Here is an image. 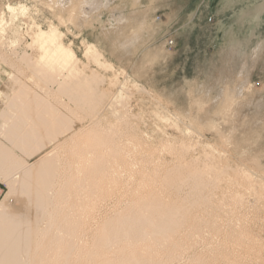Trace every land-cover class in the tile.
<instances>
[{
  "label": "rangeland",
  "instance_id": "374dc122",
  "mask_svg": "<svg viewBox=\"0 0 264 264\" xmlns=\"http://www.w3.org/2000/svg\"><path fill=\"white\" fill-rule=\"evenodd\" d=\"M7 5H23L26 12L16 11L10 24ZM71 5L77 7L61 12L63 20L56 17ZM1 16L9 25L5 39L17 44L3 47L8 52L5 58L21 51L34 55L25 48L30 43L28 27L52 23L75 52L82 74L98 76L93 87L116 96L103 100L94 111L68 94H59L54 102L60 121L71 123L79 136L76 155L67 158L63 148L57 151L85 184L82 165L96 153L85 133L94 128L108 132L112 127L121 141L124 171L119 181L109 183L105 177L104 188L93 194L84 185L70 188L80 207L82 202L91 206L82 213L83 228L75 238L80 247L90 245L89 233L100 225L93 209L100 205L122 209L150 187L160 188L162 199L172 202L175 191L165 189V173L176 169L177 178L188 179L193 168L204 167L208 154L210 163L224 170L219 178H231L233 183L221 184L230 189L224 194L216 186L209 188L210 196L217 198L189 209L203 221L187 220L170 236L171 241L191 238L182 264H264V0H0ZM88 43L113 69L105 70L84 55ZM110 80L121 84L111 86ZM112 145L115 142L97 151L109 153ZM186 153L184 161L177 158ZM194 157L200 159L194 163ZM155 168L163 177L150 183ZM242 171L251 173L250 179ZM62 173L61 167L58 174ZM0 189L1 202L8 189L3 183ZM197 191L199 187L189 181L182 195ZM239 195L243 202L237 200ZM16 197L11 194L5 202L15 206L20 200ZM105 215L109 218L111 213ZM190 226L198 237L192 238ZM233 229L237 235L232 238Z\"/></svg>",
  "mask_w": 264,
  "mask_h": 264
},
{
  "label": "bare ground",
  "instance_id": "6f19581e",
  "mask_svg": "<svg viewBox=\"0 0 264 264\" xmlns=\"http://www.w3.org/2000/svg\"><path fill=\"white\" fill-rule=\"evenodd\" d=\"M57 6L63 7L61 4ZM76 7L71 5L60 9L56 17L63 20L61 12H71ZM5 9L11 14L10 24L16 11L26 12L23 5L17 8L7 5ZM7 26V21L1 16L0 183L7 187L8 192L0 202V264H182L184 255L190 251V236L188 242L171 241L170 236L187 220L194 223L203 221L190 214L189 209L213 202L217 197L208 193L211 187L216 186L221 194L229 192L230 189L227 186L222 188L221 184H232L233 180L219 178L221 173L225 175L224 170L210 163L208 154L202 162L204 167L193 168L188 179L177 178L175 175L179 171L176 169L168 170L165 173L168 177L165 189L175 191L176 197L172 202L162 199L160 188L150 187L146 192L137 194L130 203L126 201L122 209L111 206L110 210L100 205V209H93V217L100 220V225L88 234L90 245L80 247L75 238L83 228L82 213L90 210L91 206L82 202L81 209L70 188L84 185L93 194L104 188L105 177L109 183L119 181L124 171L119 155L118 144L121 141L116 138L118 132L112 127L108 132L94 128L85 133L89 148L96 152L92 155L93 160L84 161L82 165L85 167L81 173L84 171L83 175L87 178L85 184L79 172L68 168L57 151L63 148L67 158L76 155L79 136L72 132L71 123L60 121L54 102H57L59 94H68L71 99L74 97L79 104H87L94 111L111 96L93 87L97 75L89 77L82 74L75 52L70 45L63 43V34L52 23L46 28L32 23L27 30L30 43L25 48L33 50L34 55L21 51V54L13 53L9 61L4 55L8 52L4 53L2 49L7 43L17 44L5 39ZM16 41L19 43V40ZM84 55L105 70L113 69L110 63L101 61V53L94 44H86ZM17 64L18 68L21 65L26 68L17 69ZM116 84L121 83L110 80L111 86ZM81 86L87 89H78ZM248 87L252 88L251 85ZM186 132L190 133L188 129ZM113 142L115 145L111 146L109 153L106 150L97 151L104 144ZM88 156L91 157L90 152ZM187 156V153L177 154V158H183L182 161ZM115 158L121 161L112 163ZM199 159L194 157L192 162ZM61 167L63 173L58 174ZM152 172L155 173L153 178H148L150 183L163 177L159 176L156 168ZM244 175L248 179L251 177L247 171H242ZM144 181L146 179L142 180V184ZM189 181L196 184L199 191L186 197L182 191ZM11 194L20 199L16 197L19 201L15 206L5 202ZM221 198L224 196L221 195ZM236 198L243 202L241 195ZM76 209L81 210L76 213ZM105 213H111V216L107 218ZM190 230L192 238L198 237L193 232V226ZM231 231L230 237L233 238L237 234L234 229ZM227 235L228 232L224 237ZM240 236L248 238L243 234ZM260 251L262 253L263 250Z\"/></svg>",
  "mask_w": 264,
  "mask_h": 264
},
{
  "label": "built area",
  "instance_id": "2783aa9c",
  "mask_svg": "<svg viewBox=\"0 0 264 264\" xmlns=\"http://www.w3.org/2000/svg\"><path fill=\"white\" fill-rule=\"evenodd\" d=\"M2 192V190L0 189V193Z\"/></svg>",
  "mask_w": 264,
  "mask_h": 264
}]
</instances>
